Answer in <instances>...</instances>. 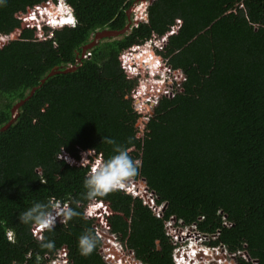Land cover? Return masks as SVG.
Masks as SVG:
<instances>
[{
  "label": "trees",
  "instance_id": "obj_1",
  "mask_svg": "<svg viewBox=\"0 0 264 264\" xmlns=\"http://www.w3.org/2000/svg\"><path fill=\"white\" fill-rule=\"evenodd\" d=\"M47 1L0 0V264H48L63 246L71 264H106L99 221L142 262L173 264L169 216L219 231L212 245L255 261L240 264H264V0H151L146 21L97 41L74 70L64 69L96 30L125 28L135 0H65L76 25L54 30L31 16ZM165 35L159 54L182 76L173 96L154 105L142 92L148 105L136 110L137 77L121 55ZM103 138L139 161L129 179L144 178L157 203L166 202L163 219L121 189L86 198L92 163L113 154ZM51 198L78 215L37 236L20 213ZM86 232L97 242L83 256Z\"/></svg>",
  "mask_w": 264,
  "mask_h": 264
},
{
  "label": "clouds",
  "instance_id": "obj_2",
  "mask_svg": "<svg viewBox=\"0 0 264 264\" xmlns=\"http://www.w3.org/2000/svg\"><path fill=\"white\" fill-rule=\"evenodd\" d=\"M150 2H151V0H149V3L144 5L143 8H141V7L138 8L139 4L135 5L136 6L135 11H137V14L138 13H145ZM60 3H62L61 9L51 10L49 8V9H47V11H48L47 13H45L46 10L43 11V19L47 22L48 25L75 26L76 25V18L74 16L72 10L67 5L65 0H57V5H59ZM136 9H138V10H136ZM61 14H63L64 17L67 19V21L65 23L58 22L59 18L61 21V18H62L60 16ZM67 22H69V23H67ZM136 59H137V62H139V63H137L136 72L143 75V78L154 77V79H152V78L151 79L154 80L155 82L159 81L161 79H166L164 73L162 72L163 66H161L160 60L154 59L153 63L150 64L149 57H147L145 60H143L142 58H140V59L136 58ZM146 64H149L152 67V71L154 69H157V73H154V71L149 72V67H147ZM141 66L143 68L141 71H139L138 69ZM155 82H149L150 83L149 85H151L152 87H154V86L159 87V85L156 84ZM13 112L15 113V109L13 110ZM103 142L113 146V154L106 160L103 158V156H101L99 159H96L95 163L93 164L90 171L88 172V174L84 180V187L87 190L86 198L89 200H95L98 197H104L109 193H112L114 191L121 189L124 186L125 182L129 178H131L137 174L138 169H139V161H135L130 156L129 150L126 147H124L123 145L117 144L111 138H103ZM75 203H77V205L79 204L78 201H76ZM219 211H218V213H219ZM220 212H222V211H220ZM76 215H78V213L75 212L68 205V203L56 201L55 198H51L46 204L45 203H39V202L35 203L31 208L20 213L19 219L24 224H30L31 223V224H35V225L41 227L42 229L51 230V229L55 228L57 221H60L61 223L66 224L69 220H71ZM7 237L9 239H11V237H12L11 233H9L7 235ZM97 237H99V236H97ZM99 238L101 239V237H99ZM211 240H213V239H211ZM96 242L97 241H96L95 236H93L90 232H86V233L82 234L79 237V242H78L80 254L83 256L90 255L96 247ZM219 244H223V243H219ZM216 245H218V244H216ZM216 245H213V246H216ZM47 246L50 247L51 245L49 244ZM109 247L114 248L115 245L112 243H109L107 248H109ZM226 248H227V246H226ZM110 250H112V249H110ZM227 250H228V248H227ZM106 251L107 250L101 251V256H102L103 260H104V254ZM228 252L233 254L234 257L237 256V254L245 253L248 260L242 258L241 256H238V257H241L245 261H252L253 263H255V261L250 259L249 256L247 255V253L242 251V250H238L235 252H231L228 250ZM65 256H66V259H68V261L71 262L68 258L67 251H66ZM52 258H50L48 260V262H49L48 264H51L50 260ZM207 258H209V257H207ZM209 259H212L213 262L208 263V264H228V263H225L226 261L221 262V263H217V261L214 258H212L211 256ZM58 260H59V258H58ZM235 260H237V259H235ZM237 261H239V259ZM105 263H106V261H105ZM229 264H234V263L231 262ZM238 264H240V263L238 262Z\"/></svg>",
  "mask_w": 264,
  "mask_h": 264
},
{
  "label": "built area",
  "instance_id": "obj_3",
  "mask_svg": "<svg viewBox=\"0 0 264 264\" xmlns=\"http://www.w3.org/2000/svg\"><path fill=\"white\" fill-rule=\"evenodd\" d=\"M142 5L143 4L140 3L138 8H140ZM157 46L160 47L162 45L159 44ZM89 55H90L89 51H84L82 53V57L84 58L89 57ZM165 71L170 72L172 74V79H171L172 86L170 85L169 78H167L169 82L167 86H170L171 90L170 92H167L164 95L171 97L173 96L172 91L174 90L173 81L179 80L182 76V73L180 70H175V71L172 70L171 66L167 63V61H165V66H163L162 69V72ZM142 84L145 87L144 91L148 90V88H150L151 86L149 85L150 83L147 82L146 79H143ZM124 186L125 189L128 190L134 197L135 196L140 197L142 199V202L149 206V208L152 210L153 214L156 217L162 218L164 216V209H165L164 205L163 204L157 205L155 203V198H154L155 196L153 192L150 191L145 184H143L141 187L138 188L135 187L132 183L126 184ZM222 217H225L226 219L225 215H223ZM163 223H164L165 235L168 237L171 244L173 245L171 255L174 264L212 263L213 262L212 259L206 257L208 252L211 253L210 256L214 258L217 261V263L226 261L223 254V248L226 246L224 244H218L216 246H213L210 243L211 239H215L218 236L219 231H216L215 233L201 232L197 229L195 223L188 225L185 224L182 219H176L174 216H169L168 218L164 219ZM229 225L230 224H228V226ZM34 227L35 230L41 229V227L37 225ZM97 234L99 237L103 236L100 231H97ZM114 245H115L114 248L109 247L105 249V247H101V251L107 250L104 254V260L106 261V264L111 259L114 260L112 261V264H146L138 259H135L133 253L125 251L126 249H123L121 245L117 243ZM63 248L64 249L62 254H59L60 256L59 260L52 258L50 260L51 264H71V262H69L65 256L67 249L65 247ZM213 253L215 256H213Z\"/></svg>",
  "mask_w": 264,
  "mask_h": 264
},
{
  "label": "crops",
  "instance_id": "obj_4",
  "mask_svg": "<svg viewBox=\"0 0 264 264\" xmlns=\"http://www.w3.org/2000/svg\"><path fill=\"white\" fill-rule=\"evenodd\" d=\"M49 1V0H48ZM66 2V1H65ZM46 3V2H45ZM43 4L38 10H33L32 12H31V16L32 17H38V19H39V23H42V24H44V25H46V26H48L50 29H52V30H54V29H58V28H61V27H63L64 25H57V26H53V25H48L47 24V22L43 19V11H45L46 10V4ZM54 5V4H53ZM67 5L70 7V5L67 3ZM50 8V7H49ZM70 9L72 10V8L70 7ZM130 9V8H129ZM136 10H138V9H136ZM72 12H73V10H72ZM74 14V13H73ZM127 15H128V17H129V20H128V23L125 25V28L123 29V30H115V31H119L116 35H120L121 33H123V32H128L130 29H131V27H132V25L133 24H135L136 22H138V21H136V22H132L131 21V19H130V16H129V12L127 11ZM75 16V15H74ZM76 18V17H75ZM137 18H138V20L140 21H142V20H144V21H146V19H147V9H146V11H145V13H138V15H137ZM40 27V26H39ZM38 27V28H39ZM71 27H74V26H71ZM103 29H106L107 31H111V30H109L108 28H103ZM103 29H98V30H96V32H94V34H93V39L91 40V38H90V42L88 43V44H86V45H84L83 47H82V53L84 52V51H88L89 49H90V47L92 46V45H94L95 43H97V41H100V40H102L104 37H107V36H104V35H101V36H99V38L98 39H96V40H94L95 39V37H96V34L97 33H99V32H101ZM42 34V32L40 31V30H38V35H41ZM115 35V34H114ZM108 37H112V35L111 36H108ZM116 37V36H115ZM3 38H5V36H2V39ZM161 38V41L162 42H164L163 44H162V46H157V45H155L156 47H155V49H153L152 50V52H150L149 51V56H152V57H154L155 59H162V60H165L166 61V59L164 58V57H162L160 54H159V51L160 50H162V48H164L165 47V45H166V43H167V37H166V35L165 36H163V37H160ZM159 38H156V39H149V40H147V41H145V42H143V43H141V44H138V45H135L131 50H128V51H126V52H124V53H122V55H121V64L123 65V67L125 68V70L127 71V73H129L131 76H135V77H137V83H136V89L139 91V92H141L140 93V95L142 94V92H145V91H142L141 90V88H142V85H141V82L139 83V79L140 78H142L141 80L143 81V75H141V74H139V73H135V74H133V73H131L130 71L132 70V71H136L137 70V59H135L136 61H134L133 60V53H135V51L139 48V47H144V46H142V45H144V44H146V43H149L150 41H155V40H158ZM88 45V46H87ZM147 45V44H146ZM82 53H81V55H80V57H78L77 59H76V61H77V63H70V64H68L66 67H65V69L64 70H74L75 68H77L78 66H79V61L81 60V58H84V57H82ZM64 70H60V71H64ZM53 71H51L50 73H52ZM55 72V71H54ZM156 84H158L159 85V87H157V86H155V89L156 90H162V87H164V86H166V80L165 79H161V80H159V81H156L155 82ZM150 91V92H149ZM146 92L148 93L149 92V97H151L150 98V104L151 105H154L163 95H164V93H160V94H155L154 93V91H151V89L150 88H148V90H146ZM156 96V99H155V101L153 100L152 101V99H153V97H155ZM142 97H143V99H144V101H145V99H147L145 96H143L142 95ZM138 98L140 99L141 98V96H136L135 97V99H134V101H136V102H138ZM134 101H133V103H134ZM134 105V104H133ZM148 104H147V102L145 101L144 102V108H146V106H147ZM16 109V108H15ZM14 116V112H12V117ZM96 161V160H95ZM95 163V162H94ZM94 163H92V166H93V164ZM91 166V167H92ZM140 179V178H139ZM142 179H144V178H142ZM131 179H128L126 182H125V184L124 185H126V184H130V183H132L135 187H139V186H136L134 183H133V181L134 180H131ZM138 180V179H137ZM145 185L148 187V185H147V183L145 182ZM124 187V188H123ZM122 188H121V190H124L126 193H128V194H131L128 190H126L125 189V186H123ZM148 189H149V187H148ZM150 191H152L151 189H149ZM153 192V191H152ZM153 194H154V198H155V203L157 204V205H160V204H163L164 205V208H166L167 207V205H166V202H162V203H157V196H156V194L153 192ZM132 195V194H131ZM133 196V195H132ZM134 197V196H133ZM136 197V196H135ZM140 198V197H139ZM142 200V199H141ZM143 203V202H142ZM144 205H146L148 208H149V206L147 205V204H145V203H143ZM90 208H92L91 206H90ZM150 209V208H149ZM151 210V209H150ZM152 211V210H151ZM153 213V212H152ZM90 215V211L89 210H87L86 212H85V216H89ZM154 215V214H153ZM157 218H159V217H157ZM164 218V216L162 217V219ZM163 222H164V219H163ZM34 226H36L35 224H33V231H34V234H36L37 236L39 235V233H40V231L41 230H43L42 228L41 229H39V230H35L34 228ZM94 229H95V235L96 236H98V234H97V231H100L101 233H102V235L103 236H101V240H102V242H101V245L99 246V248H98V254L99 255H101V247H105L106 249H107V246H108V244L109 243H112V244H119V245H121L122 247H123V249H126L125 251H127V252H130V253H133V255H134V257H135V259H138L136 256H135V253L133 252V250H131L127 245H126V241L125 240H122L120 237H121V235H119V234H117V233H115V232H112V231H110V229H108L106 226H105V224L104 223H102V222H98V223H96L95 225H94ZM163 231H164V223H163ZM9 233H11V235H12V232L11 231H8L7 233H6V237H7V235L9 234ZM164 234H165V232H164ZM119 237V238H118ZM7 239H9L8 237H7ZM9 240H11V239H9ZM63 247H65V246H63ZM63 247H61V248H58L57 250H56V252H54L53 253V259H57L58 260V258H60V256H59V254H62V252H63ZM66 248V247H65ZM124 251V250H123ZM138 260H140V259H138ZM141 261V260H140ZM172 262H173V260H172ZM17 264H20V263H17ZM174 264V263H173Z\"/></svg>",
  "mask_w": 264,
  "mask_h": 264
},
{
  "label": "rangeland",
  "instance_id": "obj_5",
  "mask_svg": "<svg viewBox=\"0 0 264 264\" xmlns=\"http://www.w3.org/2000/svg\"><path fill=\"white\" fill-rule=\"evenodd\" d=\"M140 3H142L143 4V6L144 5H146L147 3H149V0H135L134 1V3H133V5H132V7L130 8V9H128V12H129V16H130V19H131V21L132 22H136V21H139L138 20V18H137V11H135V8H136V6L135 5H138V4H140ZM46 11H45V13H47L48 11H47V9H49V7H52L53 6V4H57V0H49V1H47L46 3ZM143 8V7H142ZM140 14V13H139ZM105 31H107L106 29H103L101 32H99L100 34L99 35H101V34H104V32ZM94 34V33H93ZM93 34L91 35V40L93 39ZM104 36H111V35H106V34H104ZM117 37L118 35H112V37ZM99 37H98V35H97V37H95V39L94 40H96V39H98ZM164 42H162L161 41V38H159L158 40H155V41H150L149 43H146V44H144V45H142V46H144V47H139L136 51H135V53H133V60L134 61H136L135 59L136 58H142L143 60H145L147 57H148V55H149V51L150 52H152V50L153 49H155V45H159V44H163ZM148 52V53H147ZM160 60V62H161V66H165V61L164 60H162V59H159ZM137 62V61H136ZM137 63H139V62H137ZM146 66L147 67H149V72H153L154 71V73H157V69H154L153 71H152V67L149 65V64H146ZM139 67V66H138ZM142 66L138 69L139 71H141L142 70ZM131 73H133V74H135L136 73V71L134 70V71H130ZM143 72V71H142ZM164 73V75H165V80H166V86H164V87H162V89L163 90H156L155 88H153V87H151L150 86V89H151V91H154V93L157 95V94H160L161 92H163L164 94H166L167 92H170V90H171V87L170 86H167L168 85V79L167 78H169V81H170V85H171V79H172V74L170 73V72H167V71H165V72H163ZM154 79V77H150V78H143V79H146L147 80V82H155L154 80H152V79ZM142 78H140L139 79V83L141 82V85H142V88H141V90L142 91H144V86H143V84H142V80H141ZM172 86V85H171ZM155 99H156V96L155 97H153V99H152V101L154 100L155 101ZM144 99H143V97H142V94H141V98L139 99L138 98V102H136V101H134V107H135V109L136 110H141V109H144ZM14 109H15V107H14ZM13 109V110H14ZM131 180H133V179H131ZM130 180V181H131ZM145 179H142V178H140V179H138V180H134L133 181V183L136 185V186H139V187H141L143 184H145ZM219 214H221V219H222V224L224 223V225H227L228 226V224H229V222H228V220H226L225 219V217H222L224 214L222 213V212H220L219 211ZM119 238V237H118ZM223 254H224V257H225V259H226V262L225 263H231V262H233L234 264H238V256H241L242 258H244V259H246V260H248V258H247V256L246 255H243V254H245V253H242V254H237V256H233V254H231V253H229L228 252V250H227V248L226 247H224L223 248ZM210 255H211V253L210 252H208V254H207V257H209L210 258ZM213 256H215L214 255V253H213ZM235 259H237V260H235ZM112 261H114L113 259H111V260H109L108 262H107V264H112Z\"/></svg>",
  "mask_w": 264,
  "mask_h": 264
},
{
  "label": "water",
  "instance_id": "obj_6",
  "mask_svg": "<svg viewBox=\"0 0 264 264\" xmlns=\"http://www.w3.org/2000/svg\"><path fill=\"white\" fill-rule=\"evenodd\" d=\"M118 32L119 31H105L104 34H106V35H114V34H117ZM99 34L100 33H97L96 37H97V35H98V37L101 36V35H104V34H101V35H99ZM52 73H54V71ZM52 73H50V74H52Z\"/></svg>",
  "mask_w": 264,
  "mask_h": 264
},
{
  "label": "bare ground",
  "instance_id": "obj_7",
  "mask_svg": "<svg viewBox=\"0 0 264 264\" xmlns=\"http://www.w3.org/2000/svg\"><path fill=\"white\" fill-rule=\"evenodd\" d=\"M58 6V9H61L62 8V3H60L59 5H57ZM143 7V5L141 6V8ZM66 21H67V19H66Z\"/></svg>",
  "mask_w": 264,
  "mask_h": 264
}]
</instances>
